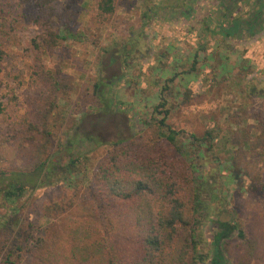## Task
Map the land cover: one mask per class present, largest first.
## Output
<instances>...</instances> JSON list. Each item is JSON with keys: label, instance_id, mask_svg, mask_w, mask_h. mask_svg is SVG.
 <instances>
[{"label": "rangeland", "instance_id": "rangeland-1", "mask_svg": "<svg viewBox=\"0 0 264 264\" xmlns=\"http://www.w3.org/2000/svg\"><path fill=\"white\" fill-rule=\"evenodd\" d=\"M96 1L0 0V190L15 180L26 186L13 205L0 196V264L10 245L22 244L21 237L14 238L19 227H32L34 236L49 235L55 225L92 213L87 199L93 174L113 150L112 142L125 141L133 156L154 157L174 173L188 162L199 172L217 167L214 186L226 196L218 215L238 208L244 216L256 208L249 185L264 176V32L243 42L217 36L200 41V22L212 0H201L191 21L150 20L145 28L142 14L163 0H114V13L105 18L98 15ZM65 25L75 39L53 45L51 38L63 35ZM124 45L132 49L126 62ZM98 82L112 84L121 111L99 112L92 93ZM162 103L158 112L168 114L159 127L163 114L154 108ZM137 120L132 134L131 121ZM167 127L179 132L177 142L186 146L190 134L210 132V152L199 159L190 147V161H183L160 136ZM80 137H90L97 148L79 157L74 171L63 177L77 157L68 143ZM236 141L247 144L241 149L244 161ZM47 155L51 173L29 174L37 158ZM232 164L242 169L235 179ZM45 179L48 185L38 188Z\"/></svg>", "mask_w": 264, "mask_h": 264}, {"label": "trees", "instance_id": "trees-1", "mask_svg": "<svg viewBox=\"0 0 264 264\" xmlns=\"http://www.w3.org/2000/svg\"><path fill=\"white\" fill-rule=\"evenodd\" d=\"M198 1L163 0L142 14L145 21L143 28L149 25L150 20L189 19ZM213 1L215 8L200 22V41L206 36H217L221 41L243 42L253 40L264 32V0ZM36 5L39 7V4ZM96 10L100 17L112 16L114 0H97ZM44 12L50 15L47 7ZM36 19H40V16ZM63 27V35L51 38L53 45L58 39H75L70 28L66 25ZM203 47L200 44V50ZM131 52V45H124V62ZM2 56L0 48V61ZM101 86L104 89L101 90ZM92 93L100 113L119 112L112 84L95 83ZM163 106L162 103L154 108L156 113L163 114L157 122L159 127H164L168 114L167 111L158 112L157 109ZM132 122L130 127L134 134L133 129L139 127V121ZM42 134L48 141L50 132L46 130ZM177 135L179 132L168 127L165 134H160L183 161H190V147L195 158L202 159L204 154L210 152L213 140L210 132L203 137L190 134L187 146L177 142ZM261 138L252 139L251 142L256 144ZM234 143L240 150L247 147L244 142ZM124 144L125 141L110 143L113 150L93 174L87 199L92 213H87L80 221L55 225L49 235L43 233L34 236L36 231L32 227H19L14 238L21 237L22 244L10 245L2 264H264L262 174L257 177V183L249 185V193L256 202L254 210H249L243 216L238 208H233L231 213L218 215L215 210L218 205L223 207L224 193L214 186L219 181L217 167L199 172L188 162L185 170L174 173L154 157L133 156L123 147ZM68 146L77 157L71 158L65 166L67 172L63 177L74 171L79 157L97 148L90 137L70 140ZM245 153V150H241V161L245 160ZM50 161L49 155L44 158L40 156L28 173L36 176L44 172L49 169L47 164ZM231 169L233 179L242 170L241 166L233 164ZM46 173L51 171L47 170ZM48 181L40 180L37 187L48 185ZM237 185L242 187L241 183ZM25 193V184L18 180L10 181L0 190L1 198L9 205H13ZM200 227L204 228L201 234ZM203 246L207 248L206 252L201 251ZM12 255L16 256V260L11 259Z\"/></svg>", "mask_w": 264, "mask_h": 264}, {"label": "flooded vegetation", "instance_id": "flooded-vegetation-1", "mask_svg": "<svg viewBox=\"0 0 264 264\" xmlns=\"http://www.w3.org/2000/svg\"><path fill=\"white\" fill-rule=\"evenodd\" d=\"M200 2H201V0H199L198 1V3H197V6L198 5H200ZM196 4V3H195ZM215 7H214V1L212 0V5H211V9L210 10H208L207 12H206V15L208 16V13H210L211 11H212V9H214ZM192 14H195V7L193 6V11H192V13L190 14V16H189V19H186V21H188V20H190L191 21V19H192ZM167 18V17H166ZM179 20H185L184 18H179L178 20H176V21H173V20H168V21H164V22H168V23H172V22H177V21H179ZM153 21H156V20H153ZM163 21V20H162ZM150 22H149V25L147 26V27H150ZM145 28V27H144ZM263 33V32H262ZM226 41H228V40H226Z\"/></svg>", "mask_w": 264, "mask_h": 264}]
</instances>
